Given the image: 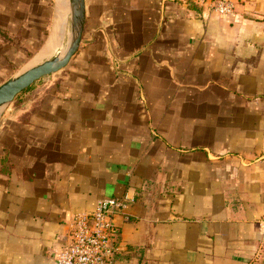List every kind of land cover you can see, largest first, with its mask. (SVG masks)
<instances>
[{
    "label": "crops",
    "instance_id": "0c3cea01",
    "mask_svg": "<svg viewBox=\"0 0 264 264\" xmlns=\"http://www.w3.org/2000/svg\"><path fill=\"white\" fill-rule=\"evenodd\" d=\"M215 1L85 0L78 52L0 111V264H52L74 214L124 196L116 264H252L264 0ZM68 31L69 0H0V84Z\"/></svg>",
    "mask_w": 264,
    "mask_h": 264
},
{
    "label": "built area",
    "instance_id": "2783aa9c",
    "mask_svg": "<svg viewBox=\"0 0 264 264\" xmlns=\"http://www.w3.org/2000/svg\"><path fill=\"white\" fill-rule=\"evenodd\" d=\"M213 8L220 14L233 12L231 0H216ZM124 197L97 201L91 212L74 214L65 249L55 253L52 264H116L121 246L116 241L114 215L125 205Z\"/></svg>",
    "mask_w": 264,
    "mask_h": 264
},
{
    "label": "water",
    "instance_id": "95a60500",
    "mask_svg": "<svg viewBox=\"0 0 264 264\" xmlns=\"http://www.w3.org/2000/svg\"><path fill=\"white\" fill-rule=\"evenodd\" d=\"M84 21L85 0H69V31L66 42H60L46 58L0 84V111L36 81L58 72L69 63L81 45Z\"/></svg>",
    "mask_w": 264,
    "mask_h": 264
},
{
    "label": "rangeland",
    "instance_id": "374dc122",
    "mask_svg": "<svg viewBox=\"0 0 264 264\" xmlns=\"http://www.w3.org/2000/svg\"><path fill=\"white\" fill-rule=\"evenodd\" d=\"M31 65H33V62H30L27 67H30ZM252 264H264V245L262 246V249L259 251V254L252 262Z\"/></svg>",
    "mask_w": 264,
    "mask_h": 264
},
{
    "label": "bare ground",
    "instance_id": "6f19581e",
    "mask_svg": "<svg viewBox=\"0 0 264 264\" xmlns=\"http://www.w3.org/2000/svg\"><path fill=\"white\" fill-rule=\"evenodd\" d=\"M60 19H61V18H60ZM57 24H58V23H57ZM62 24H63V23H62ZM60 28H61V27H60ZM57 29H58V28H57ZM57 29H56V32H57ZM60 30H61V29H60ZM58 31H59V30H58ZM56 32H55V33H56ZM60 34H61V32H60ZM57 37H58V36H57ZM54 39H55V36H54V38L52 39V41H53ZM58 39H59V38H58ZM56 41H57V39H56ZM54 44H55V42H54ZM54 44H53V45H54ZM49 46L52 47L51 42L49 43ZM49 48H50V47H49ZM47 52H48V51H47Z\"/></svg>",
    "mask_w": 264,
    "mask_h": 264
}]
</instances>
